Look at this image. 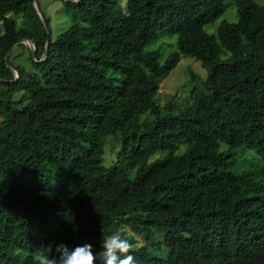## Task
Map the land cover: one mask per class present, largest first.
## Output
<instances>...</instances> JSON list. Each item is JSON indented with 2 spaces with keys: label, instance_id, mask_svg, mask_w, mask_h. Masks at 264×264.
I'll list each match as a JSON object with an SVG mask.
<instances>
[{
  "label": "trees",
  "instance_id": "16d2710c",
  "mask_svg": "<svg viewBox=\"0 0 264 264\" xmlns=\"http://www.w3.org/2000/svg\"><path fill=\"white\" fill-rule=\"evenodd\" d=\"M65 3L73 22L53 38L34 0H0V264H34L41 244L100 250L114 232L136 264H264V4L235 0L212 34L226 0ZM172 34L167 57L147 49ZM23 39L36 59L13 50L15 80L5 56ZM183 55L209 75L162 106Z\"/></svg>",
  "mask_w": 264,
  "mask_h": 264
},
{
  "label": "rangeland",
  "instance_id": "374dc122",
  "mask_svg": "<svg viewBox=\"0 0 264 264\" xmlns=\"http://www.w3.org/2000/svg\"><path fill=\"white\" fill-rule=\"evenodd\" d=\"M122 1L126 2V0ZM256 1L260 4H264V0ZM65 2L66 0H38L39 7L43 15L49 19L53 38H56L59 34L67 31L73 22V17ZM226 3L228 4L227 10L215 21V24L208 25L206 27V30L209 33L215 34L217 26L222 20L236 21L238 19L235 0H226ZM16 18L18 24L22 25V15H17ZM27 49L28 47L26 45H23V48L19 47L14 49L16 53L13 56L12 61L30 68V61L28 59L29 52ZM147 49H159L162 52L163 57H167L173 51L178 50L177 35L172 34L170 36H165L150 44ZM15 56L17 57L15 58ZM192 73L196 76L193 77ZM208 75V70L203 67L200 60L183 55L177 66L172 69L170 74H168V76L163 78L160 82L159 93L156 96L157 102L160 105L165 106L170 101H177L175 104L181 105L184 102L183 100L190 95L192 89L196 87H203V83L207 79ZM148 116L150 117L147 112L142 115V118L146 119ZM113 138L115 137L109 136L105 145L104 163L106 165H110L112 163L116 152H118L121 148L120 140H116L113 146L111 143ZM164 156V152H159L157 155L150 158V162Z\"/></svg>",
  "mask_w": 264,
  "mask_h": 264
},
{
  "label": "clouds",
  "instance_id": "9594fccd",
  "mask_svg": "<svg viewBox=\"0 0 264 264\" xmlns=\"http://www.w3.org/2000/svg\"><path fill=\"white\" fill-rule=\"evenodd\" d=\"M41 244L34 253V264H136L133 241L125 239L119 232L108 235L95 250L92 243L85 241L76 245L56 242L51 253L45 252Z\"/></svg>",
  "mask_w": 264,
  "mask_h": 264
},
{
  "label": "water",
  "instance_id": "95a60500",
  "mask_svg": "<svg viewBox=\"0 0 264 264\" xmlns=\"http://www.w3.org/2000/svg\"><path fill=\"white\" fill-rule=\"evenodd\" d=\"M34 6H35V9L37 11V13L39 14L40 16V19L41 21L44 23L45 27L47 28V24L45 22V17L39 7V3H38V0H34ZM50 43L51 41L50 40H47V43H46V49H45V52H44V55L43 57L41 58V60H44L46 57H47V53H48V49L50 47ZM21 45H26L30 50H31V53L33 55V58L36 59V56H35V53H36V45L35 43L32 41V40H29V39H23V40H20L18 43H16L12 49H10L9 52H7L6 56H5V59H6V63H7V66L10 68V70L13 72V74L15 75V80L19 79V74H18V71L13 67V65L11 64L10 60H9V57H10V54L11 52L18 48L19 46Z\"/></svg>",
  "mask_w": 264,
  "mask_h": 264
}]
</instances>
